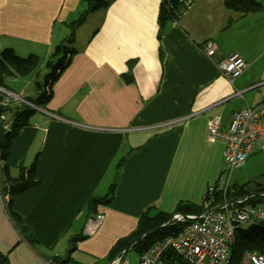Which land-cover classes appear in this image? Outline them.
<instances>
[{"label":"crops","instance_id":"obj_1","mask_svg":"<svg viewBox=\"0 0 264 264\" xmlns=\"http://www.w3.org/2000/svg\"><path fill=\"white\" fill-rule=\"evenodd\" d=\"M223 1L195 0L159 38L160 0H113L75 30L76 54L50 100L0 160V254L8 264H97L146 209L202 206L223 167L225 144L207 141L211 121L220 117L223 130L235 111L264 106V0H254L260 12L246 15ZM85 9V0H0V52L35 55L45 68ZM232 54L247 67L230 81L217 65ZM11 80L17 88L6 87L17 94L29 87ZM5 119L0 144L11 123ZM35 159L36 185L11 201L16 227L1 193L2 170L14 177ZM114 180L111 203L96 208L103 220L95 233L65 251L83 236L88 199L103 197Z\"/></svg>","mask_w":264,"mask_h":264},{"label":"trees","instance_id":"obj_2","mask_svg":"<svg viewBox=\"0 0 264 264\" xmlns=\"http://www.w3.org/2000/svg\"><path fill=\"white\" fill-rule=\"evenodd\" d=\"M85 2L86 9L74 22L68 25L69 34L67 38L54 48V51L45 62V69L47 72L43 76V80L41 82H34L35 94L32 98H27V100L38 109L42 108L43 105L50 100L54 82L69 65L72 56L76 54L75 49L72 47L75 30L85 22L86 18L91 13L105 10L113 0H85ZM223 6L225 9L237 12L241 15L258 13L262 10V6L254 0H224ZM183 13L184 11L178 0H160L157 17V37L159 38L161 36L167 23L178 21ZM39 65L40 61L35 55L19 57L11 49H3L0 52V88L7 89L5 82L8 79H26L32 75L36 78L38 76ZM125 79L127 82L131 81L130 77H125ZM4 113L9 116L11 123L1 140V161H6L9 155L11 142L16 137L18 131L28 124V120L34 115L35 110L23 105H15L7 108ZM36 167L37 160L35 159L28 167L20 169L14 177L9 175L6 167L2 170L5 185L2 187L1 193L3 197L6 198V212L16 227L19 226L20 219L11 210V201L15 196L24 193L26 190L36 185ZM262 179H264V174L260 176V180ZM115 180L109 186L107 193L103 197H91L88 199L86 203V219L97 214L96 208L98 206H107L111 203L115 188ZM259 193L264 194V185L257 182H254L253 185H233L231 186V192L228 194V198L235 199L252 196V198L249 199V203L254 204L260 201L256 199ZM213 197L215 201L219 199L218 195L214 194ZM260 202L264 203V200ZM203 211V206H196L187 202H179L174 211L170 214L154 212L152 208L146 209L141 213L135 230L128 236L118 240L110 249L105 264H110L114 259L121 257L129 247H131L130 251H133L137 255H141L156 242L165 238L177 236L188 223L172 221L167 225L174 214L196 217L203 213ZM25 239L30 246L35 247L36 244L31 236L26 235ZM85 239V236L79 235L73 238L72 242L76 243ZM245 253H255L264 256L263 224H251L235 232L229 251V264H240L241 258ZM52 262L59 263V260L54 259ZM168 262L169 264H186L177 258L168 259ZM0 264H8L5 257L1 254Z\"/></svg>","mask_w":264,"mask_h":264},{"label":"built area","instance_id":"obj_3","mask_svg":"<svg viewBox=\"0 0 264 264\" xmlns=\"http://www.w3.org/2000/svg\"><path fill=\"white\" fill-rule=\"evenodd\" d=\"M184 12L188 11L195 0H178ZM206 54L212 56L214 46L205 45ZM220 74L233 81L238 78L247 64L237 55L232 54L217 65ZM25 104L29 108L39 109L27 99L8 89L0 88V122H5L6 108ZM3 112V113H2ZM220 117L211 121L208 143L222 141L223 167L214 186L207 189L203 201L204 211L199 216L174 214L172 221L188 223L175 237L165 238L153 244L146 252L138 256L137 264H169L168 259L177 258L186 264H229V251L236 231L245 225L260 223L264 225V194H257L259 202L249 203L252 196L229 199L231 192L230 178L234 169L244 165L249 156L255 153L264 154V106H245L232 114L229 126L221 130ZM9 125H4L7 130ZM219 199L214 200L213 195ZM255 200V198H254ZM253 200V201H254ZM103 215L97 213L86 219L84 236H92ZM110 264H129L123 256L114 259ZM240 264H264V256L255 253L243 254Z\"/></svg>","mask_w":264,"mask_h":264},{"label":"rangeland","instance_id":"obj_4","mask_svg":"<svg viewBox=\"0 0 264 264\" xmlns=\"http://www.w3.org/2000/svg\"><path fill=\"white\" fill-rule=\"evenodd\" d=\"M40 67V65H39ZM46 69L43 67V69L39 70L38 69V76L35 78L34 75L26 78L29 83V87L27 90L24 92V94H19L22 99H27L26 97L33 96L32 93H34V81L41 82L43 80V76L46 74ZM19 80H21L19 78ZM13 81L11 79L6 80L5 84L8 87H11L13 89L17 88V85L15 83H12ZM23 106H26L25 104L22 103ZM15 106V105H14ZM11 107V106H10ZM28 107V106H26ZM9 108V107H8ZM7 109V108H6ZM264 174V154L262 153H255L251 157L246 160L244 165L242 167L236 168L233 170L230 178V184L237 185V186H243V185H253L254 182H257L261 185H264V179L260 180V176ZM248 225H245L244 227L246 228ZM72 232V231H70ZM69 232V233H70ZM68 233V234H69ZM76 233H79L76 232ZM84 236V235H83ZM86 237V236H85ZM75 238V236H74ZM71 246L64 247L65 251L68 249V252L71 251L72 248L75 247L76 243L72 242L70 243ZM63 251V246L62 250ZM108 255V254H107ZM122 256L128 260L129 264H137L138 262V256L135 254L133 251H130L128 249L126 253H123ZM107 256L101 257L98 260L97 264H104L106 263Z\"/></svg>","mask_w":264,"mask_h":264},{"label":"water","instance_id":"obj_5","mask_svg":"<svg viewBox=\"0 0 264 264\" xmlns=\"http://www.w3.org/2000/svg\"><path fill=\"white\" fill-rule=\"evenodd\" d=\"M137 241H138V240H137ZM137 241H136V242H137ZM130 248H131V247H129L128 249H130ZM128 249H127V250H128ZM127 250H126V251H127ZM126 251H125L124 253H126Z\"/></svg>","mask_w":264,"mask_h":264}]
</instances>
